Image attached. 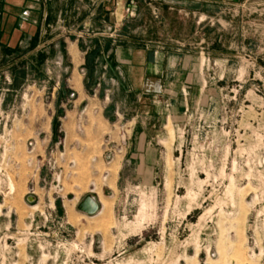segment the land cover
I'll use <instances>...</instances> for the list:
<instances>
[{
    "label": "rangeland",
    "instance_id": "obj_1",
    "mask_svg": "<svg viewBox=\"0 0 264 264\" xmlns=\"http://www.w3.org/2000/svg\"><path fill=\"white\" fill-rule=\"evenodd\" d=\"M195 21L163 37L189 64L164 127L83 44L0 74V264H264V0Z\"/></svg>",
    "mask_w": 264,
    "mask_h": 264
},
{
    "label": "crops",
    "instance_id": "obj_2",
    "mask_svg": "<svg viewBox=\"0 0 264 264\" xmlns=\"http://www.w3.org/2000/svg\"><path fill=\"white\" fill-rule=\"evenodd\" d=\"M238 1L0 0V74L24 65L35 69L44 65L49 74L50 68L63 62L58 56L61 46L80 51L83 44L84 55H106L104 67L116 78L112 85L135 101L131 119L136 126L164 127L179 109L184 77L179 71L189 64L183 61L188 47H174L163 37L178 35L177 22L196 19L189 30L193 37L199 34L198 25L216 10ZM119 7L128 10L123 23L116 17ZM81 29H89L90 34L72 40L73 31L76 36ZM84 63L73 65L77 73Z\"/></svg>",
    "mask_w": 264,
    "mask_h": 264
},
{
    "label": "water",
    "instance_id": "obj_3",
    "mask_svg": "<svg viewBox=\"0 0 264 264\" xmlns=\"http://www.w3.org/2000/svg\"><path fill=\"white\" fill-rule=\"evenodd\" d=\"M78 210L82 213L89 215H94L98 212L99 203L92 196H85L77 206Z\"/></svg>",
    "mask_w": 264,
    "mask_h": 264
}]
</instances>
